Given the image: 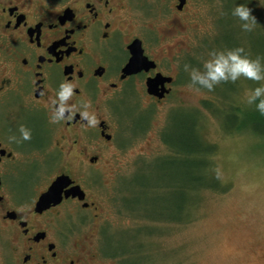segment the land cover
Returning <instances> with one entry per match:
<instances>
[{"label":"flooded vegetation","instance_id":"obj_1","mask_svg":"<svg viewBox=\"0 0 264 264\" xmlns=\"http://www.w3.org/2000/svg\"><path fill=\"white\" fill-rule=\"evenodd\" d=\"M189 12L190 0H0V264L98 259L77 241L72 212L63 208L73 202L94 215L98 206L71 171L51 178L50 169L64 155L97 167L100 155L90 150L99 139L113 140V118L126 93H142L153 104L172 94L177 75L165 67L178 70L179 59L192 57L178 48L164 55L158 29L167 25L165 38L172 39L186 28ZM160 74L171 78L159 84L162 98L149 92ZM65 81L74 84L73 95L53 120ZM82 111L94 112L97 124L90 126ZM61 174L73 180L65 191L79 185L84 198L64 191L60 202L40 203Z\"/></svg>","mask_w":264,"mask_h":264},{"label":"rangeland","instance_id":"obj_2","mask_svg":"<svg viewBox=\"0 0 264 264\" xmlns=\"http://www.w3.org/2000/svg\"><path fill=\"white\" fill-rule=\"evenodd\" d=\"M226 1L190 0V17L182 20L186 28L174 31L172 39L165 38L167 25L161 24L164 55L178 48L183 58H192L185 59L186 64L179 59L178 70L165 67L176 73L177 83L162 103L153 104L137 91L124 95L113 118V140L106 144L99 139L90 150L100 155L97 167L89 168L72 155L62 156L51 167V178L61 170L71 171L98 206L94 215L73 202L63 207L72 212L77 241L98 254L93 264H264V137L247 127H229L234 118L226 111L230 102L250 113L247 96L264 80L240 77L239 88L231 94L228 83L234 85L233 81L219 85L221 98L230 95L225 102L213 88L193 83L190 76L194 68L206 74L203 66L211 54L237 47L244 49L241 55L259 56L264 71V0L238 2L247 3L255 17L251 30L242 29L244 22L226 13ZM150 31L148 27L146 34ZM194 59L199 68H191ZM207 100L211 104H205ZM183 124H197L202 140L214 147L212 171L224 190L202 189L198 204L187 206L186 218L179 222L154 221L145 212L131 211L126 200L131 207L148 208L163 195L153 187L170 177L162 170L171 169L165 163L170 148L163 138H178ZM127 241L128 250L114 254Z\"/></svg>","mask_w":264,"mask_h":264},{"label":"trees","instance_id":"obj_3","mask_svg":"<svg viewBox=\"0 0 264 264\" xmlns=\"http://www.w3.org/2000/svg\"><path fill=\"white\" fill-rule=\"evenodd\" d=\"M238 2L239 0L226 1V13L228 15L232 16V10ZM196 62L195 59L190 62L191 68L194 66L199 68L200 65L195 64ZM227 83V81H221L214 85L212 90L216 92L219 99L223 98H221L222 96L216 88L219 85L222 86ZM234 83V85L232 83H228L231 86L229 94L232 93V90L239 88L240 79H237ZM229 94L224 93L223 97H225V99L223 100L225 102L230 99ZM258 100L259 98H256L253 101L251 107L252 111L250 113V109H242L240 105L234 106L229 102L228 105H230V107L226 108V111H229L234 118V122L231 123L229 127H235L236 130L238 128L240 130L241 128L243 129V127H247L254 133L264 137V115H261L255 107V103ZM205 104L209 105L211 104V101L207 100L205 101ZM240 118L241 121L239 120ZM179 127L178 138H163L164 142L170 148V154L164 156L165 163L171 166V169L167 170L163 167L162 170L170 177L168 180L164 179V183H159L153 186L156 189H161V193H163V195L161 197H156L153 202H150V204L148 203V208L146 207L147 204L144 208L131 207L128 204V200L125 201L126 206L131 208V211H138L140 213L145 212L146 216L153 218L154 221L166 219L169 221H182L186 218L185 214L188 213L185 208L191 205L190 207L192 209L193 206L198 204L200 191L202 189L209 188L214 190H224L221 182L212 171L210 157L214 147L202 140L196 128L197 124L193 126L183 124L179 125ZM128 242L129 241L121 245V248L116 250L114 254L117 255V252L121 250L122 252L128 250Z\"/></svg>","mask_w":264,"mask_h":264},{"label":"clouds","instance_id":"obj_4","mask_svg":"<svg viewBox=\"0 0 264 264\" xmlns=\"http://www.w3.org/2000/svg\"><path fill=\"white\" fill-rule=\"evenodd\" d=\"M251 9L247 6V3H238L232 10V15L238 17L240 21H243L240 27L244 30H251L255 24V17L251 16ZM244 53L242 47H237L231 50L219 51L215 54H211L212 58L204 63V69L206 74L201 75L200 70L192 69L190 72L191 80L195 84H199L209 90L214 85L221 81H236L240 77H244L254 81L264 80V71L261 70L260 57L251 58L248 55H241ZM187 69V65L185 66ZM74 84L70 81L62 82L59 86L57 96L61 103L55 109V116L53 120H59L63 116L65 106L63 101L73 95ZM259 98L255 103L256 109L261 115H264V84H261L253 88L247 96V102L252 104L253 101ZM87 108L88 105L86 104ZM82 118H84L90 126L97 124V117L95 113H89L88 111L81 112ZM22 138L27 140L30 138V132L24 127L20 129ZM15 139V137H11ZM217 176H219V169L216 170Z\"/></svg>","mask_w":264,"mask_h":264},{"label":"water","instance_id":"obj_5","mask_svg":"<svg viewBox=\"0 0 264 264\" xmlns=\"http://www.w3.org/2000/svg\"><path fill=\"white\" fill-rule=\"evenodd\" d=\"M141 57L144 59L142 52H141ZM170 80L171 78H168L160 74L153 82H149V92L158 95L160 98L164 97L166 91L165 90L160 91L159 84L161 82L164 83L165 81H170ZM72 183L73 180L70 178L69 175L67 174L59 175L51 184L48 191L42 195L40 199V203L50 204L51 202L52 203L60 202L63 198L65 188L70 186ZM70 194H73V196L78 195L80 198H84V192L82 191L79 185H75L65 191L66 197H68Z\"/></svg>","mask_w":264,"mask_h":264}]
</instances>
